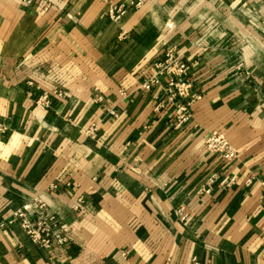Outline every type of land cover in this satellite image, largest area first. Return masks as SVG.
<instances>
[{
    "label": "crops",
    "instance_id": "1",
    "mask_svg": "<svg viewBox=\"0 0 264 264\" xmlns=\"http://www.w3.org/2000/svg\"><path fill=\"white\" fill-rule=\"evenodd\" d=\"M129 1L0 0V264H264V0L109 17ZM176 44L201 95L182 127L140 89ZM215 131L238 149L230 166L205 147ZM227 168L234 186L201 191ZM52 185L70 241L45 249L7 221Z\"/></svg>",
    "mask_w": 264,
    "mask_h": 264
},
{
    "label": "built area",
    "instance_id": "2",
    "mask_svg": "<svg viewBox=\"0 0 264 264\" xmlns=\"http://www.w3.org/2000/svg\"><path fill=\"white\" fill-rule=\"evenodd\" d=\"M32 3L34 0H24ZM147 0H130L128 4L111 3L108 15L113 20H119L130 10L142 6ZM173 23L168 24V28H172ZM192 64L184 57V53L180 51L179 46H168L163 50L161 58L154 64L153 74L145 79L140 89L150 91L155 88L159 89L155 96V111L161 113L163 110L171 109L174 123L176 127H182L192 117L191 106L201 98L200 93L196 90L195 80L191 75ZM243 71V69H241ZM247 77H252L250 71H245ZM29 84H33L32 81ZM64 90L57 88L52 92L44 91L36 102L38 107H50L52 98L61 97ZM96 99L102 97L96 95ZM97 125L94 124L92 129L96 130ZM8 127L0 122V138L6 133ZM205 147L208 152L217 154L229 166L238 157V149L231 143L229 138L220 132H213L207 138ZM256 176H252L246 180V186H251ZM238 181L237 174H230L228 168L213 172L205 186L201 189L204 193H211L214 186L219 184L222 187H232ZM264 187V179L260 180ZM52 185L46 192L35 196L31 201L18 208L8 219L7 223L12 225L19 223L24 229L29 239L36 245L53 249L55 247H63L69 243L70 239L66 231L65 224L53 205V189ZM264 200V196H263ZM87 207L84 198H79L76 208ZM177 216L187 222L190 216L187 211L180 207L176 210ZM194 264H200L197 258L193 260Z\"/></svg>",
    "mask_w": 264,
    "mask_h": 264
}]
</instances>
